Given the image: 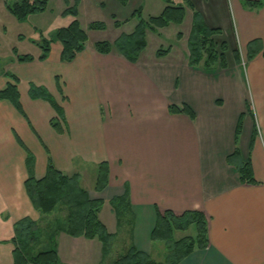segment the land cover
Instances as JSON below:
<instances>
[{"label": "crops", "instance_id": "0c3cea01", "mask_svg": "<svg viewBox=\"0 0 264 264\" xmlns=\"http://www.w3.org/2000/svg\"><path fill=\"white\" fill-rule=\"evenodd\" d=\"M242 2L232 0L230 5L231 28L240 45L237 62L231 67L234 70L245 61L243 56H247L251 40L258 39L264 48V2L255 9ZM194 3L211 25L202 8ZM191 11L193 18L192 7ZM187 15L186 9L183 23L176 24L178 40H185L184 47L176 49V69L185 67L193 73L204 63L197 67L189 63L191 26L187 32L182 29ZM65 17L68 24L73 20L72 15ZM166 27L147 31V46L137 62L116 49L100 53L95 47L99 40L91 42L88 31L84 50L72 61H61L62 44L54 41L46 59L40 60L38 55L32 61L13 62L21 110L10 100L0 99V264H13L15 223L24 217L41 219L25 181L30 175L43 177L49 157L67 174L82 175L89 166L97 168L103 161L108 163L109 182L103 190H95V183L93 187L82 185L91 197H101L105 203L127 190L136 215L133 241L140 250L153 252L151 232L156 208L176 213L199 209L209 217V244L195 249L181 264H264L263 52L245 62L253 96L252 104L249 102L253 120L248 130L242 129L237 146L242 160L250 156L258 181L248 184L240 182L236 165L227 161L236 146L235 128L244 112V101L234 104L223 96L199 94L195 100H188L196 112L194 118L186 112L169 110L177 100L162 81L157 64L171 58L175 51L158 55L156 50L146 58L148 37L161 36ZM228 66L215 64L212 68L224 74ZM9 73L0 74V90L13 81ZM242 76L237 72L232 77L239 80ZM223 80L226 89L237 84L227 76ZM31 84L45 87L53 102L32 98ZM53 118L59 120L60 129L51 125ZM254 124L257 135L250 149ZM94 177L96 180V174ZM103 207L100 218L112 231L102 218ZM111 212L114 213L112 207ZM115 220L113 227L118 229L116 215ZM191 228L175 230L174 234L180 238L188 235ZM194 232L191 235L195 236ZM57 241L62 242L64 250L62 259L57 244L61 264L101 262L103 244L97 238L61 232Z\"/></svg>", "mask_w": 264, "mask_h": 264}, {"label": "trees", "instance_id": "16d2710c", "mask_svg": "<svg viewBox=\"0 0 264 264\" xmlns=\"http://www.w3.org/2000/svg\"><path fill=\"white\" fill-rule=\"evenodd\" d=\"M185 1L194 9L187 43L190 65L197 67L203 62L206 69L212 68L215 64L227 67L225 51L228 47L227 42L226 40L218 41V35L222 33L221 27L208 24L204 13L195 9L194 1ZM6 2L9 11L18 19H25L28 15L44 11L47 8V0H6ZM263 2L264 0H243L242 3L249 9H255L262 6ZM166 3L159 14L150 15L147 18L143 17L140 8L135 10L133 17L137 16L138 22L134 30L130 33H122L114 42L99 40L95 43L96 49L100 53H109L116 48L128 60L137 62L141 52L147 46L148 30L156 32L171 23L181 24L185 19V5L175 4L171 0H166ZM63 14L64 16L72 15L73 20L68 25L58 28L53 39L42 38L40 60L49 56L51 44L54 41H59L62 44L60 59L64 62L72 61L78 53L84 50L88 33L78 19L77 5L68 6ZM119 24V21L115 22L116 26ZM88 28L105 29L106 23L92 21ZM261 51L264 55L261 42L258 39L251 40L247 44V60L252 59ZM235 52L237 56L239 49H235ZM157 53L158 55L164 54L162 50ZM17 58L23 62L34 60V56L30 54H18ZM9 76L13 81L0 90V99L10 100L16 108L21 110L18 78L12 73H9ZM29 94L32 98H43L53 102L45 87L31 84ZM246 105L250 110L249 102H246ZM169 110L171 112H186L192 118L196 115L194 108L188 103H184L182 106L172 103L169 105ZM243 113L245 112L239 115L235 128L234 142L236 146L228 157L230 162L237 167L240 182L255 184L258 181L254 175L251 158L248 156L242 160L240 149L237 146L242 133ZM50 122L53 127L60 129L58 119L53 118ZM256 135L257 127L254 124L249 144L250 149ZM108 182L109 166L106 161H103L97 167L95 190H103ZM25 187L34 207L42 217L39 221L33 220L31 217H24L15 223L13 264H61L57 248V237L61 232L73 237L83 236L89 239H99L103 245L102 259L98 264H181L195 249H204L209 244V217L204 211L192 209L176 213L172 209L156 208V223L151 232V239L165 241L164 261L156 260L151 253L140 250L133 241L124 252L117 254L112 246L115 232L108 229L99 215L105 200L101 197H91L88 190L82 185L78 173L67 174L61 171L49 157L45 175L41 178L30 175L25 181ZM109 202L116 215L118 229L127 222L131 225L130 232L132 233L134 212L127 190L121 195L112 197ZM60 204L66 206L67 213L54 220H48L47 213L56 210ZM193 225L196 227L195 236L188 234L176 238L175 230H188Z\"/></svg>", "mask_w": 264, "mask_h": 264}, {"label": "rangeland", "instance_id": "374dc122", "mask_svg": "<svg viewBox=\"0 0 264 264\" xmlns=\"http://www.w3.org/2000/svg\"><path fill=\"white\" fill-rule=\"evenodd\" d=\"M171 1L175 4H186L188 15L182 29L187 32L192 22L191 7L185 0ZM192 1L197 2L202 8L208 16L212 26L221 27L222 33L218 35V41L226 40L227 42L228 47L225 51L227 64L230 68L224 74L220 73L216 68L207 70L202 65L199 66L201 68H197V71L193 73L192 71H187L185 67L176 69V49L183 48L185 40H178L176 36L177 26L175 23L168 25V27L163 30L161 36L150 34L148 37L149 45L146 58L156 50H162L164 53L163 55L167 54L170 49L175 51L171 58L158 61L157 67L162 71L156 69L159 71L160 77L165 85L172 90L171 97L177 100L176 104L182 106L184 103H189L188 100H195L199 94L223 96L228 102L231 101L234 104L242 100L245 103L243 120L244 117H246L245 121H243L242 129L243 131H245V129L248 130L247 126H249L253 116L249 113L246 102L252 104L253 96L245 72V69H247L245 65L247 58L243 56L245 61L239 63L237 70L231 68L232 65L237 62L235 60V49H240V45L236 43L233 29L231 28V19L233 16L231 8L232 0ZM74 4L77 5L80 11L78 19L84 28L87 29L86 31L89 32L91 42L96 40L114 42L122 33H130L134 30L138 22V17H133V12L135 10L140 8L143 17L147 18L150 15L159 14L167 3L166 0H47V8L44 11L32 13L25 19H18L9 11L6 0H0V74H5V72L13 73V62H18V54H30L34 57L40 55L42 53L40 45L42 38L53 39L56 30L68 24V18L64 16L63 11L68 6ZM92 21H103L106 23V28L92 31L88 28L89 23ZM116 21L120 23L118 26L115 25ZM172 65L174 66L172 67ZM237 72L243 74L242 79L239 78V80H237L234 78ZM224 76H227L231 81H234V79L237 80V84L234 87L232 86L233 89H226L224 87ZM177 81H179L178 84ZM240 82L243 83L242 87ZM227 161L230 162L228 156ZM77 173L80 177H84L83 181L81 177V183L83 182V185L87 187L94 186V176L95 174L97 175V168L89 166L84 174L81 175L80 172ZM66 213V206L60 204L56 210L47 213L46 218L48 220H54L56 217L64 216ZM101 215L109 224L110 229L116 232L112 239V246L117 254H121L126 250L131 241H133L136 226L135 213L133 217L132 233L130 232L131 225L127 222L119 229L113 227L116 221L115 214L111 212V204L108 199L104 204ZM130 220H132V218H130ZM117 230L119 231L117 232ZM194 231H196V227L193 225L188 233H195ZM57 244L60 248L62 259H64L62 242L57 241ZM151 255L156 260L164 261L165 241L153 240V252ZM90 261L96 262V260L94 261L93 259Z\"/></svg>", "mask_w": 264, "mask_h": 264}]
</instances>
